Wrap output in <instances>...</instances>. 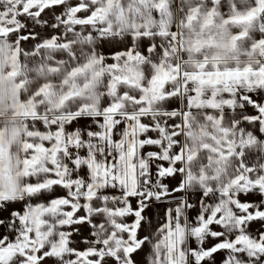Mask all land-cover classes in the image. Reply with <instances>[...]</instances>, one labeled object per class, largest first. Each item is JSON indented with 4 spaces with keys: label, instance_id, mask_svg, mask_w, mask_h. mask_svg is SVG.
Segmentation results:
<instances>
[{
    "label": "snow or ice",
    "instance_id": "1",
    "mask_svg": "<svg viewBox=\"0 0 264 264\" xmlns=\"http://www.w3.org/2000/svg\"><path fill=\"white\" fill-rule=\"evenodd\" d=\"M0 264H264V0H0Z\"/></svg>",
    "mask_w": 264,
    "mask_h": 264
}]
</instances>
